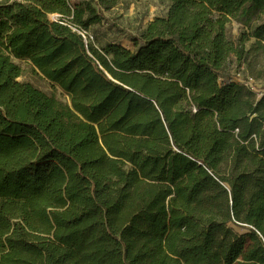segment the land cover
Here are the masks:
<instances>
[{
  "label": "trees",
  "instance_id": "obj_1",
  "mask_svg": "<svg viewBox=\"0 0 264 264\" xmlns=\"http://www.w3.org/2000/svg\"><path fill=\"white\" fill-rule=\"evenodd\" d=\"M168 2L133 49L90 32L119 0L0 3V264H264V95L223 78L264 0Z\"/></svg>",
  "mask_w": 264,
  "mask_h": 264
},
{
  "label": "rangeland",
  "instance_id": "obj_2",
  "mask_svg": "<svg viewBox=\"0 0 264 264\" xmlns=\"http://www.w3.org/2000/svg\"><path fill=\"white\" fill-rule=\"evenodd\" d=\"M5 0H0L4 2ZM82 0H72L79 4ZM169 6L168 0H119V3L110 11H105L106 25H94L90 32L97 35V45L105 46L110 42L123 43L133 49L132 37L138 36L147 24L155 17L164 16ZM247 30L236 20H231L226 26L227 37L230 41L238 43L242 34ZM254 40L248 42L250 49L246 60L241 65L233 59L231 65L225 69L223 78L251 83L255 88L257 99L264 95V51L258 47L251 49ZM23 69L20 81H28L48 95H54L65 104H70V98L60 88L34 73L29 62L15 60ZM234 230L241 235L250 232V228L242 225H232Z\"/></svg>",
  "mask_w": 264,
  "mask_h": 264
},
{
  "label": "built area",
  "instance_id": "obj_3",
  "mask_svg": "<svg viewBox=\"0 0 264 264\" xmlns=\"http://www.w3.org/2000/svg\"><path fill=\"white\" fill-rule=\"evenodd\" d=\"M50 19L53 20V21H59V16L57 15H51L50 16ZM62 24H65V25H69L67 22H62ZM72 28V26H70ZM73 31L77 32L79 35H81L83 37V39L85 40V43L86 45H89V43L93 42L94 38L93 36H91L90 33L84 31V30H81L79 28H72ZM245 86H247L248 88L252 89L254 92L256 91L254 86L249 83V82H244V81H241Z\"/></svg>",
  "mask_w": 264,
  "mask_h": 264
},
{
  "label": "crops",
  "instance_id": "obj_4",
  "mask_svg": "<svg viewBox=\"0 0 264 264\" xmlns=\"http://www.w3.org/2000/svg\"><path fill=\"white\" fill-rule=\"evenodd\" d=\"M119 45H122V46H124V47H126V48H130V47L126 46V45L123 44V43H119ZM130 49H131V48H130Z\"/></svg>",
  "mask_w": 264,
  "mask_h": 264
}]
</instances>
